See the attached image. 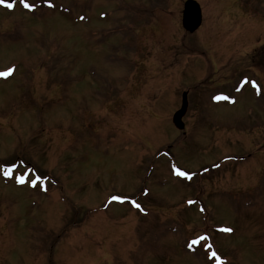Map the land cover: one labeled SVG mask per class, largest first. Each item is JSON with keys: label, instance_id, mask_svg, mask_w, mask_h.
I'll return each instance as SVG.
<instances>
[{"label": "rangeland", "instance_id": "obj_1", "mask_svg": "<svg viewBox=\"0 0 264 264\" xmlns=\"http://www.w3.org/2000/svg\"><path fill=\"white\" fill-rule=\"evenodd\" d=\"M185 1L0 5V264H264V0Z\"/></svg>", "mask_w": 264, "mask_h": 264}, {"label": "water", "instance_id": "obj_2", "mask_svg": "<svg viewBox=\"0 0 264 264\" xmlns=\"http://www.w3.org/2000/svg\"><path fill=\"white\" fill-rule=\"evenodd\" d=\"M202 22V11L200 4L196 0H187L185 2V8L183 12V26L193 32L195 31ZM188 108L187 92L183 94L182 106L176 111L173 117L174 124L179 128H184L183 116L185 115Z\"/></svg>", "mask_w": 264, "mask_h": 264}, {"label": "snow or ice", "instance_id": "obj_3", "mask_svg": "<svg viewBox=\"0 0 264 264\" xmlns=\"http://www.w3.org/2000/svg\"><path fill=\"white\" fill-rule=\"evenodd\" d=\"M15 2H16V0H0V5H5L6 7H8V8H13L14 6H15ZM19 2L25 7V8H27V9H29V10H32V9H34L35 8V5L34 4H32V3H29V0H19ZM47 2H49L50 3V0H47ZM14 71V68H9L7 71H4V72H0V77H8V76H10L11 74H12V72ZM254 84H255V82H253ZM221 97H216V99H220ZM176 172H177V174L178 175H181V176H185V177H187V178H191V176L188 174V173H186V172H183V171H181L180 169H176ZM6 176H9V175H11L12 174V172H11V168H7L6 170H5V173H4ZM18 179V181L19 182H21V183H23L24 182V177L23 176H21V177H18L17 178ZM42 179H44L43 177H40V176H37L35 179H33L32 181H31V183H32V185L33 186H36L37 185V183H38V181H41ZM112 199L113 200H118V201H123L124 199H125V197H121V196H114V197H112ZM190 203H191V201H190ZM132 204L135 206V207H137V208H140L141 206L138 204V203H136V201H132ZM224 231H228V232H231L232 231V229H230V228H225V229H223ZM205 237H199V238H197L196 240H194L192 243H199V241L200 240H202V239H204ZM192 245L190 244L189 245V247H191ZM207 247H211L210 245L209 246H207ZM212 257H214V258H216V264H223V259L221 258V257H219V255L215 252V251H212L211 253H210V258H212Z\"/></svg>", "mask_w": 264, "mask_h": 264}, {"label": "bare ground", "instance_id": "obj_4", "mask_svg": "<svg viewBox=\"0 0 264 264\" xmlns=\"http://www.w3.org/2000/svg\"><path fill=\"white\" fill-rule=\"evenodd\" d=\"M15 74V73H14ZM14 74L10 77V78H12L13 76H14ZM150 194V192L147 194V195H149Z\"/></svg>", "mask_w": 264, "mask_h": 264}]
</instances>
